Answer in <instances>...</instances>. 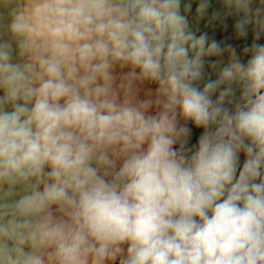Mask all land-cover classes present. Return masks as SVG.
Masks as SVG:
<instances>
[{"label": "clouds", "instance_id": "1", "mask_svg": "<svg viewBox=\"0 0 264 264\" xmlns=\"http://www.w3.org/2000/svg\"><path fill=\"white\" fill-rule=\"evenodd\" d=\"M0 264H264V0H0Z\"/></svg>", "mask_w": 264, "mask_h": 264}, {"label": "trees", "instance_id": "2", "mask_svg": "<svg viewBox=\"0 0 264 264\" xmlns=\"http://www.w3.org/2000/svg\"><path fill=\"white\" fill-rule=\"evenodd\" d=\"M210 35H212V33H210ZM229 42H232V41L230 40ZM249 42H250V40H249ZM197 135H198V132L194 129V138L192 140V143H195V136H197Z\"/></svg>", "mask_w": 264, "mask_h": 264}]
</instances>
